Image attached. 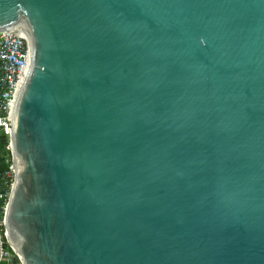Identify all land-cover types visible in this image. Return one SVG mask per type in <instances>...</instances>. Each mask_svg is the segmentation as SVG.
Here are the masks:
<instances>
[{
  "label": "water",
  "instance_id": "95a60500",
  "mask_svg": "<svg viewBox=\"0 0 264 264\" xmlns=\"http://www.w3.org/2000/svg\"><path fill=\"white\" fill-rule=\"evenodd\" d=\"M2 31L22 264H264V0H0Z\"/></svg>",
  "mask_w": 264,
  "mask_h": 264
},
{
  "label": "built area",
  "instance_id": "2783aa9c",
  "mask_svg": "<svg viewBox=\"0 0 264 264\" xmlns=\"http://www.w3.org/2000/svg\"><path fill=\"white\" fill-rule=\"evenodd\" d=\"M31 47L32 39L27 33L0 32V132L8 140L7 149L10 150L11 155L9 170L14 179L16 169L11 143L13 132L12 103L18 89L20 74L28 62ZM6 210L7 205L3 208L4 215L1 216L0 214V240L2 247V239L7 238Z\"/></svg>",
  "mask_w": 264,
  "mask_h": 264
},
{
  "label": "rangeland",
  "instance_id": "374dc122",
  "mask_svg": "<svg viewBox=\"0 0 264 264\" xmlns=\"http://www.w3.org/2000/svg\"><path fill=\"white\" fill-rule=\"evenodd\" d=\"M9 195H10V189L8 191L4 189L0 190V208H4L8 204ZM4 239L6 240L8 247L7 248L2 247L3 251L0 258V264H22L18 254L15 252V250L13 249L7 238Z\"/></svg>",
  "mask_w": 264,
  "mask_h": 264
},
{
  "label": "trees",
  "instance_id": "16d2710c",
  "mask_svg": "<svg viewBox=\"0 0 264 264\" xmlns=\"http://www.w3.org/2000/svg\"><path fill=\"white\" fill-rule=\"evenodd\" d=\"M7 145H8V140L6 141V143H4L3 146L0 147V153L2 155H4L8 160L7 169L4 171H0V190L4 189V190L8 191L10 189V191H11L12 184L14 182V177L12 176V174L10 173V170H9V166L11 164V161H10L11 155H10V150L7 149ZM0 214H1V216L4 215L3 208H0ZM3 242H4L3 247L7 248L8 245H7L6 240L4 238H3Z\"/></svg>",
  "mask_w": 264,
  "mask_h": 264
},
{
  "label": "bare ground",
  "instance_id": "6f19581e",
  "mask_svg": "<svg viewBox=\"0 0 264 264\" xmlns=\"http://www.w3.org/2000/svg\"><path fill=\"white\" fill-rule=\"evenodd\" d=\"M33 47H31V52H30V55L28 57V62L25 66V68L22 70L21 74H20V80H19V84H18V89L16 91V94H15V98H14V101L12 103V113H13V117H14V112H15V108H16V102H17V99H18V96L20 94V91L22 89V86H23V83H24V79H25V76L27 74V71H28V68L30 66V63H31V60L33 58V55H34V52H33Z\"/></svg>",
  "mask_w": 264,
  "mask_h": 264
},
{
  "label": "crops",
  "instance_id": "0c3cea01",
  "mask_svg": "<svg viewBox=\"0 0 264 264\" xmlns=\"http://www.w3.org/2000/svg\"><path fill=\"white\" fill-rule=\"evenodd\" d=\"M7 138L0 132V147L6 143ZM8 167V160L7 158L0 154V171L6 170Z\"/></svg>",
  "mask_w": 264,
  "mask_h": 264
}]
</instances>
